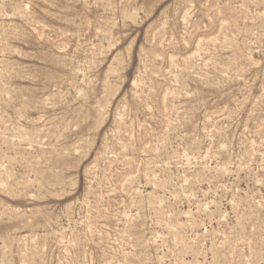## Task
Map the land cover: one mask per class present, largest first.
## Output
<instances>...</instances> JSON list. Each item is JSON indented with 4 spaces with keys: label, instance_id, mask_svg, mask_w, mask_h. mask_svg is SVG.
Instances as JSON below:
<instances>
[{
    "label": "rangeland",
    "instance_id": "374dc122",
    "mask_svg": "<svg viewBox=\"0 0 264 264\" xmlns=\"http://www.w3.org/2000/svg\"><path fill=\"white\" fill-rule=\"evenodd\" d=\"M0 264H264V0H0Z\"/></svg>",
    "mask_w": 264,
    "mask_h": 264
}]
</instances>
